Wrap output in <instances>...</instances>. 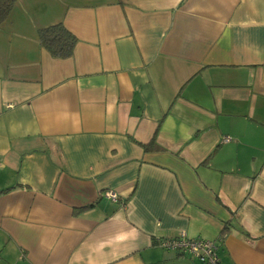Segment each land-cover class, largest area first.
Instances as JSON below:
<instances>
[{
    "label": "crops",
    "instance_id": "obj_1",
    "mask_svg": "<svg viewBox=\"0 0 264 264\" xmlns=\"http://www.w3.org/2000/svg\"><path fill=\"white\" fill-rule=\"evenodd\" d=\"M55 24L69 57L38 40ZM183 234L264 264V0H15L0 264H205L160 245Z\"/></svg>",
    "mask_w": 264,
    "mask_h": 264
},
{
    "label": "trees",
    "instance_id": "obj_2",
    "mask_svg": "<svg viewBox=\"0 0 264 264\" xmlns=\"http://www.w3.org/2000/svg\"><path fill=\"white\" fill-rule=\"evenodd\" d=\"M15 0H0V23L7 17ZM40 44L48 50L53 57L66 58L72 54L76 42L75 36L61 24L51 25L38 31ZM144 149H158L155 139L143 145Z\"/></svg>",
    "mask_w": 264,
    "mask_h": 264
},
{
    "label": "built area",
    "instance_id": "obj_3",
    "mask_svg": "<svg viewBox=\"0 0 264 264\" xmlns=\"http://www.w3.org/2000/svg\"><path fill=\"white\" fill-rule=\"evenodd\" d=\"M224 141L229 139L225 137ZM107 197L118 202L119 198L113 191H106ZM160 245L187 252L190 256L202 261L205 264H219L216 253V246L213 241L202 238H189L184 234L177 237H169L160 241Z\"/></svg>",
    "mask_w": 264,
    "mask_h": 264
}]
</instances>
